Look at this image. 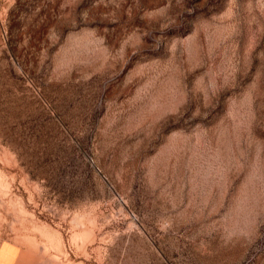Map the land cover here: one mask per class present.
<instances>
[{
	"label": "rangeland",
	"instance_id": "1",
	"mask_svg": "<svg viewBox=\"0 0 264 264\" xmlns=\"http://www.w3.org/2000/svg\"><path fill=\"white\" fill-rule=\"evenodd\" d=\"M0 264H264V0H0Z\"/></svg>",
	"mask_w": 264,
	"mask_h": 264
}]
</instances>
